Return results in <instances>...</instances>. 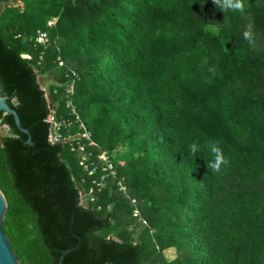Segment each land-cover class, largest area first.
<instances>
[{
  "label": "trees",
  "instance_id": "1",
  "mask_svg": "<svg viewBox=\"0 0 264 264\" xmlns=\"http://www.w3.org/2000/svg\"><path fill=\"white\" fill-rule=\"evenodd\" d=\"M243 2L0 0V87L31 141L0 111L1 227L19 264L64 250L61 264H264V0ZM67 100L89 161L110 153L128 197L48 140L50 112L74 119ZM208 140L227 160L218 172L188 151Z\"/></svg>",
  "mask_w": 264,
  "mask_h": 264
},
{
  "label": "built area",
  "instance_id": "2",
  "mask_svg": "<svg viewBox=\"0 0 264 264\" xmlns=\"http://www.w3.org/2000/svg\"><path fill=\"white\" fill-rule=\"evenodd\" d=\"M54 22L55 18H52L47 22V24L51 25L54 24ZM35 41L40 44H46L48 42L47 32L43 30H37L35 34ZM66 91L69 94L72 93L73 80L69 82ZM67 105L70 106L71 112L74 113L73 120H68L65 118L58 119L55 117L53 112H50L44 119V121L49 124L48 140L51 143L63 142L64 140L68 141L70 150L75 152L78 156V164L82 166L88 175H94L99 170L98 179L94 178L92 180L94 186H96L97 189L107 184L108 181H111L119 192L128 197L127 187L123 181V177L117 175L115 165L111 158L112 155L110 153L105 150L100 151L98 154H96V161H89L90 152L86 150V146L83 141L86 140L90 143H93L90 138V133L80 120L70 100H67ZM74 121L78 123L77 131L71 133L70 129ZM94 186L90 185L88 190L80 191L81 202L84 201L85 196H91ZM129 201L132 205L131 215L140 219L144 224H146L144 219L141 218L140 212L136 206V200L134 198H129Z\"/></svg>",
  "mask_w": 264,
  "mask_h": 264
},
{
  "label": "clouds",
  "instance_id": "3",
  "mask_svg": "<svg viewBox=\"0 0 264 264\" xmlns=\"http://www.w3.org/2000/svg\"><path fill=\"white\" fill-rule=\"evenodd\" d=\"M214 3L221 11H234L243 13L245 9L243 0H214ZM208 27H210L213 32L218 31L217 27L215 26ZM242 35L244 40H246L249 46H251L253 44V34L249 30H245ZM201 150L206 151L210 157L207 167L211 171L218 172L221 169V165L227 163V160L225 159L218 142L214 140H208L203 144V146L196 143L188 144V151L193 156H195V154Z\"/></svg>",
  "mask_w": 264,
  "mask_h": 264
},
{
  "label": "water",
  "instance_id": "4",
  "mask_svg": "<svg viewBox=\"0 0 264 264\" xmlns=\"http://www.w3.org/2000/svg\"><path fill=\"white\" fill-rule=\"evenodd\" d=\"M0 111H3L5 113H9L13 116V120H14L15 125L18 127V129L21 132L27 134L26 141L28 143H30L31 141H30V136L28 135V131H27V129L20 126L19 117L14 112V110L8 105L7 96L2 91V87H0ZM6 206H7L6 199L3 195V193L0 191V264H19L16 256L12 252L8 238L4 234L2 227H1L2 219L4 216ZM65 252H66L65 250L61 252V255L58 258L57 264H61L63 254Z\"/></svg>",
  "mask_w": 264,
  "mask_h": 264
},
{
  "label": "rangeland",
  "instance_id": "5",
  "mask_svg": "<svg viewBox=\"0 0 264 264\" xmlns=\"http://www.w3.org/2000/svg\"><path fill=\"white\" fill-rule=\"evenodd\" d=\"M38 82L44 88L45 90L47 89V85L50 82H53V75L50 73H44V74H39L37 76ZM7 133V128L4 125H0V136ZM169 256L172 254L170 251L167 253Z\"/></svg>",
  "mask_w": 264,
  "mask_h": 264
}]
</instances>
